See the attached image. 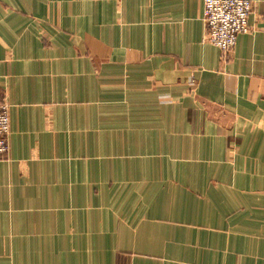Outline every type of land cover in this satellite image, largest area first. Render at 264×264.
<instances>
[{"label": "crops", "instance_id": "crops-1", "mask_svg": "<svg viewBox=\"0 0 264 264\" xmlns=\"http://www.w3.org/2000/svg\"><path fill=\"white\" fill-rule=\"evenodd\" d=\"M226 59L203 0H0V264H264V0Z\"/></svg>", "mask_w": 264, "mask_h": 264}, {"label": "built area", "instance_id": "built-area-1", "mask_svg": "<svg viewBox=\"0 0 264 264\" xmlns=\"http://www.w3.org/2000/svg\"><path fill=\"white\" fill-rule=\"evenodd\" d=\"M253 7L252 0H203V41L216 46L221 59L231 54L238 35L249 32L248 18ZM8 136L7 104L0 98V158L9 152Z\"/></svg>", "mask_w": 264, "mask_h": 264}, {"label": "rangeland", "instance_id": "rangeland-1", "mask_svg": "<svg viewBox=\"0 0 264 264\" xmlns=\"http://www.w3.org/2000/svg\"><path fill=\"white\" fill-rule=\"evenodd\" d=\"M1 98V97H0Z\"/></svg>", "mask_w": 264, "mask_h": 264}]
</instances>
